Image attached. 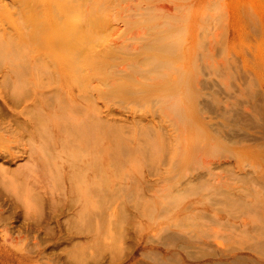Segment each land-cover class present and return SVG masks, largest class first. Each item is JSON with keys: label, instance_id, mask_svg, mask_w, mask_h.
Here are the masks:
<instances>
[{"label": "rangeland", "instance_id": "374dc122", "mask_svg": "<svg viewBox=\"0 0 264 264\" xmlns=\"http://www.w3.org/2000/svg\"><path fill=\"white\" fill-rule=\"evenodd\" d=\"M62 1L72 3L67 31L78 19L92 24L95 65L112 91V221L72 236L78 218L60 207L74 194L55 202L50 193L65 180L47 186L29 150L0 137V149L22 155L0 157V264H264V0ZM48 3L39 15L0 2L5 110L31 85L16 88L3 73L53 71L66 59L43 39L18 43L34 24L64 23ZM65 186L73 189L69 176ZM102 187L98 214L108 205Z\"/></svg>", "mask_w": 264, "mask_h": 264}, {"label": "bare ground", "instance_id": "6f19581e", "mask_svg": "<svg viewBox=\"0 0 264 264\" xmlns=\"http://www.w3.org/2000/svg\"><path fill=\"white\" fill-rule=\"evenodd\" d=\"M14 1L20 5H26L33 14L45 15L51 11L48 3L50 0H42L40 3L36 0ZM52 1L55 2L57 11L61 12L60 17L67 16L64 23L55 24L54 21L49 20L43 24H34L33 29L26 36L24 35L25 38L18 39V43L21 40L32 43V41L43 39L45 49L53 55L58 50L65 49L66 59L56 58L57 69L53 71L26 70L17 75L9 72L2 74L5 80L10 77L16 88H21L22 83L23 85L28 83L31 86L26 90L20 89L21 91H18L16 95H10L14 102L12 106L8 104L9 110L0 107V137L7 140L16 138L12 141L19 140L27 152L29 150L31 159L35 161L37 169L34 172L37 173L38 179L41 177L42 181L56 180V183H60V176L62 180H65L64 185L61 184L57 189L50 190L51 200L57 202V194H74V196L66 197V202L60 207V211L70 209L78 218L79 223L71 228L72 236L87 235L89 237L95 234V231L106 228L112 221L111 116L113 110L112 98L110 99L112 91L102 80V73L95 65L98 53L92 48V24L86 23L80 27L81 19L75 18L77 25L67 31L65 23L71 19L72 3L67 5L62 0ZM74 4L75 9L76 3ZM258 9L263 13L260 7ZM75 30L79 32L74 33ZM260 32L258 36L263 38L264 25L261 26ZM89 38L91 45L88 48ZM68 42L76 43L78 47L75 45L72 46L74 49L68 48L71 47ZM262 47L263 45L260 44L257 47L258 51H261ZM82 60L86 64L78 66L77 64ZM64 67L68 72L61 70ZM64 93L67 98L64 97ZM100 101H103L102 106ZM171 137L174 141V129L171 131ZM101 144L105 154L103 163L98 160V149ZM44 146L49 152L50 149L54 150L46 158L42 153ZM13 150L14 146L8 150L0 149V157L21 158L22 155L16 154ZM38 156H40L39 159H37ZM66 162H68L70 174L65 169ZM28 175L32 177L31 173ZM68 176L73 182V189L70 188V191L65 186ZM54 181L48 182L47 186ZM101 185L104 201L108 205L98 214L96 202ZM58 191L61 192L58 193ZM48 192L45 190V193ZM52 206L57 212L58 205L52 204ZM81 214L88 218V222L84 225L80 224L83 222ZM151 251L155 250L151 249ZM223 261L222 263H225Z\"/></svg>", "mask_w": 264, "mask_h": 264}]
</instances>
